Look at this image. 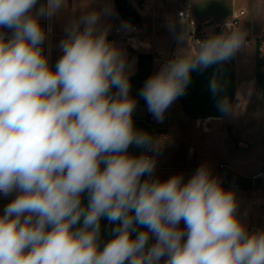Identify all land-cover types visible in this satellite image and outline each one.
Returning <instances> with one entry per match:
<instances>
[{"label":"clouds","instance_id":"obj_1","mask_svg":"<svg viewBox=\"0 0 264 264\" xmlns=\"http://www.w3.org/2000/svg\"><path fill=\"white\" fill-rule=\"evenodd\" d=\"M37 3L0 0V30L10 32L0 31V196L16 193L0 214V264H264V230H247L235 193L206 164L187 182L181 174L161 181L152 178L153 156L128 154L161 141L134 128L129 65L100 27L101 13L69 25L53 70L39 18L65 0L33 14ZM226 28L146 80L139 95L158 121L193 70L245 44V32ZM210 90H221L215 77ZM218 107L229 110L226 97ZM102 218L115 225L107 240Z\"/></svg>","mask_w":264,"mask_h":264},{"label":"crops","instance_id":"obj_2","mask_svg":"<svg viewBox=\"0 0 264 264\" xmlns=\"http://www.w3.org/2000/svg\"><path fill=\"white\" fill-rule=\"evenodd\" d=\"M129 1L137 9L141 30L151 40L153 47L179 52L190 47L192 43L188 36V26L177 16V11L185 0ZM190 1L194 4L195 16L199 20L226 19L244 10L245 15L241 17L239 27L243 32L247 34L251 24L256 25L257 34L264 28V0ZM46 2L47 0H38L33 14ZM92 11L101 13L99 24L100 27L108 29V35L118 26L124 33L130 30V22L120 15L116 0H65V4L53 15L56 35L45 39L43 44V54L48 57L49 66L53 70L62 55L59 44L67 36L66 29L76 17L80 19ZM45 17L39 18L43 29ZM183 34H186V38L181 39ZM259 39L257 35L251 45L244 44L225 62L213 64L202 71L193 70L185 93L165 111V123L160 125L149 123L146 101L139 95L146 80L157 73V64L152 53L130 47L121 36L116 37L113 43L123 52L129 65V95L137 102L132 115L134 128L149 134L153 140L161 141L158 150L133 144L129 146L128 154L152 155L156 160L153 179L158 178L161 181L181 174L187 182L198 167L206 164L222 187L235 193L237 215L250 233L264 230V191L230 186L218 169L227 163L246 174L257 173L248 171L236 158L230 162V153L233 144L238 142L241 147L239 143L242 141L238 135L232 134L233 126L238 124L237 107L244 104L248 97L264 94V56H260L258 52ZM214 77L221 84V90L216 95L210 90V82ZM224 97L229 102L227 112L218 107V101ZM161 132L167 133V138L161 137ZM82 202L87 203V194L82 197ZM114 226L106 218H102L103 240L109 238L110 229ZM179 227H184L183 221Z\"/></svg>","mask_w":264,"mask_h":264},{"label":"built area","instance_id":"obj_3","mask_svg":"<svg viewBox=\"0 0 264 264\" xmlns=\"http://www.w3.org/2000/svg\"><path fill=\"white\" fill-rule=\"evenodd\" d=\"M245 15V11L241 10L237 14L232 15L226 19H204L199 20L195 16L194 4L190 0H185L181 7L177 11L178 18L188 26V36L191 43L196 41L207 39L211 35H219L227 30L226 26L230 24L232 28H239L241 25V17ZM79 18H75L74 21H78ZM44 30L46 33V39H50L56 35L53 28V16L51 18L45 17ZM83 27V25H81ZM51 29V31H48ZM256 25H250V31L245 35V44L251 45L253 38L257 35L259 36L258 52L260 56H264V28L261 29L260 33H255ZM0 31H5L10 35L7 29ZM122 37L123 40L132 48L137 50H148L152 53L154 61L157 64V72L160 68L169 60L175 58L180 52L177 50L167 51L162 48H155L152 46L151 40L143 34L139 22H130V30L126 33L123 32L121 27H115L113 33L107 36V39L114 43L116 37ZM147 120L153 125H160L165 123V117L163 116L162 121H158L153 114L148 110L146 111ZM160 136L167 138V133L161 132ZM152 156L150 154H146ZM153 178V175H152ZM13 195V194H12ZM0 196V200H5L11 197Z\"/></svg>","mask_w":264,"mask_h":264},{"label":"rangeland","instance_id":"obj_4","mask_svg":"<svg viewBox=\"0 0 264 264\" xmlns=\"http://www.w3.org/2000/svg\"><path fill=\"white\" fill-rule=\"evenodd\" d=\"M246 100L237 107L238 124L233 126L232 134L247 142L248 147H239L238 142H235L231 147L230 162L236 158L248 171L264 172V94H256ZM218 171L223 177L221 167ZM257 189L264 191V185ZM15 195L16 193H13L8 199L0 200V214Z\"/></svg>","mask_w":264,"mask_h":264},{"label":"water","instance_id":"obj_5","mask_svg":"<svg viewBox=\"0 0 264 264\" xmlns=\"http://www.w3.org/2000/svg\"><path fill=\"white\" fill-rule=\"evenodd\" d=\"M116 6L120 15L129 22H139L140 17L137 9L129 0H116ZM241 147H248V143L241 141ZM223 177L225 181L234 187H241L245 189L260 188L264 185V172H258L250 175L246 174L231 165L224 163L221 165Z\"/></svg>","mask_w":264,"mask_h":264}]
</instances>
